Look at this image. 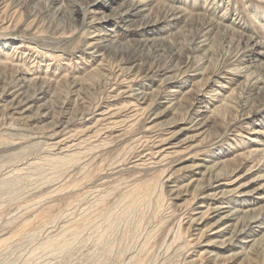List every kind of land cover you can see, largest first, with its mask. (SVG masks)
I'll return each mask as SVG.
<instances>
[{"label": "rangeland", "instance_id": "rangeland-1", "mask_svg": "<svg viewBox=\"0 0 264 264\" xmlns=\"http://www.w3.org/2000/svg\"><path fill=\"white\" fill-rule=\"evenodd\" d=\"M45 1L0 0V87H6L0 94L7 90L38 94L43 87L45 91L40 94L42 99L36 103L34 112L38 115L42 106L48 112L47 117L33 121L18 118L0 95V174L16 167L24 158L23 162H33L32 166L27 169L26 165L23 171H18L17 176L23 180L14 178L20 180L19 184L14 185V190L9 188L22 192L34 185L33 191L19 195L12 196L11 190L3 192L10 195L6 200L0 194V264H70L71 261V264H92L102 260L103 264H188V259L199 258L205 247L196 244L194 238L198 232L194 234L187 224L194 213L191 206L195 205L190 206L193 188L189 186L174 197L170 186L201 182L199 170L202 169L193 168L201 159L211 160L215 156L210 162L226 160L227 163L221 161L224 166L217 171L230 174L236 170L239 183L248 177L240 178L250 167L262 163L264 151L254 155L251 148L264 149V122L256 125L260 114L254 121L247 116L264 106V58L253 59L264 47V28L260 25L264 1L225 0L222 4L220 0H209L213 3L212 10L205 11L177 0H155L151 12L163 20L162 51L148 54L135 44L133 35L110 24L108 31L121 46L99 57L104 52L86 48L89 31L96 27L90 29L85 25L77 32H63L72 29L68 27L69 20L63 29L58 26L61 20L45 11ZM59 1L61 4L64 0ZM73 1L77 0L64 1L68 13ZM177 7L185 11L183 18L166 21ZM221 9L233 17L239 15L246 27L239 28L225 19L219 13ZM135 84L143 86L146 94L143 98L121 96L110 106L118 110V132L113 133L118 137L107 136L104 126H98L82 135V150L78 149L74 156L56 158L60 155L49 151L56 124L64 122L63 125L76 131L92 125L97 118L93 112L110 105L111 94L135 88ZM207 91L211 92L210 97L201 99L199 93ZM171 99L176 105L150 128V118L159 104ZM194 102L199 103L191 109ZM201 104L208 107L198 115L205 125L202 132L183 133L184 144L172 149L170 156L166 153L160 157L162 161L158 164H152L146 149L148 142L173 134L180 127L192 126L191 116L197 115L196 108L201 109ZM256 130L259 132L254 133ZM194 135L198 136L187 141L186 138ZM1 184L0 191L4 188ZM258 210L250 214H261ZM48 226L53 230L45 232ZM49 240H54L55 246L48 247ZM63 241V247L71 243L70 254L60 250ZM39 243L46 247L45 252L35 250ZM255 245L251 251L247 248L249 261L234 257L235 260L223 262L263 264L264 232ZM221 251L223 255L233 252ZM49 252L55 254L54 260L48 257Z\"/></svg>", "mask_w": 264, "mask_h": 264}, {"label": "bare ground", "instance_id": "bare-ground-1", "mask_svg": "<svg viewBox=\"0 0 264 264\" xmlns=\"http://www.w3.org/2000/svg\"><path fill=\"white\" fill-rule=\"evenodd\" d=\"M62 1V0H61ZM65 1V0H64ZM59 3V0H46L45 5L42 7L45 8V11L47 10L51 15H55L57 18L61 20V25L59 24L58 26H65V24L68 23L69 20V25L68 27H72V29L64 30L63 32L65 33H72V32H77V30L81 26L87 25V27H96L92 31H89V36H88V43L86 45V48L91 49L93 52H104L99 56H103V54H108L111 53L113 50H118L117 48L120 47L116 41V37L108 31L107 26L108 25H116L119 26L122 30H124L126 33H129L133 35L136 40L135 44L139 45L143 50H146L148 54L152 53H157L162 51L163 46L162 43H164V39L160 35V32L162 33L164 30V27H161V23L163 20L160 18H157V16H154L153 8L154 4L156 3L155 0H102L101 3H98V0H80V1H73L72 2V10H69V13L65 9V4ZM181 4L185 5H191L194 7H197L200 9H203L205 11L212 10V4H210L209 0H177ZM264 0H260L261 3H263ZM215 2V1H214ZM223 2V3H222ZM226 1L225 0H220V3L224 4ZM180 4V5H181ZM55 6V7H54ZM170 6V4H169ZM97 7V8H94ZM162 9V8H161ZM164 9V8H163ZM216 9V7H215ZM229 9V8H228ZM42 10V9H41ZM44 11V10H43ZM224 10L221 9L219 10V13L224 16V18H228L230 22L238 26L239 28L244 29L246 25L242 24L240 21L241 17L239 15H236L233 17V14L228 15V13ZM92 14L91 16L87 14ZM185 11L183 10L182 7H177L174 11L171 10L169 13V16L166 21L169 22V20H177L179 21L180 19L183 18L185 15ZM44 13V12H43ZM68 13V14H67ZM164 13V12H163ZM42 15V14H41ZM49 15V14H46ZM69 15V16H68ZM45 17V16H44ZM47 17V16H46ZM55 17V18H56ZM196 17V16H195ZM50 18V17H49ZM48 19V18H47ZM247 19V18H246ZM11 20V19H10ZM59 20V21H60ZM89 20V22H88ZM201 20V19H200ZM9 21V20H8ZM247 21V20H246ZM172 22V21H171ZM166 23V22H165ZM176 23V22H175ZM6 24V23H5ZM90 25V26H89ZM259 25V24H258ZM260 25L262 28H264V17L263 21L260 22ZM179 26V25H178ZM257 26V25H256ZM260 27V28H261ZM226 29V27H225ZM224 29V30H225ZM231 29V28H230ZM229 29V30H230ZM88 30V29H87ZM238 30V29H236ZM223 31V30H222ZM233 31V30H232ZM230 32V31H229ZM236 32V31H235ZM245 36V34H244ZM133 37V38H134ZM242 37V35H241ZM247 37V36H246ZM249 37V36H248ZM252 37V36H251ZM231 38V37H230ZM235 38V37H234ZM233 38V39H234ZM240 38V36H239ZM244 38V37H243ZM246 39V38H245ZM244 39V40H245ZM257 39V38H255ZM232 40V39H231ZM236 40V39H235ZM253 40V39H251ZM238 41V40H237ZM254 41V40H253ZM260 41V40H259ZM228 42V41H227ZM234 42V41H233ZM236 43V42H235ZM259 43V42H258ZM22 44V43H21ZM231 44V43H230ZM244 44V43H243ZM224 45V44H223ZM251 45V44H250ZM261 45V43H260ZM236 46V45H235ZM241 46V45H240ZM264 46V44H263ZM255 47V46H254ZM202 48V47H201ZM204 48V47H203ZM261 48V47H260ZM200 49V48H199ZM204 50V49H203ZM202 50V51H203ZM237 50V49H236ZM44 52V51H43ZM173 52V51H172ZM89 53V52H88ZM92 53V52H91ZM167 53V52H166ZM178 53V52H177ZM202 53V52H201ZM230 53V52H229ZM248 54V52H246ZM252 53V52H251ZM255 53V51H254ZM40 54V52H38ZM93 54V53H92ZM238 54V53H237ZM123 55V54H122ZM178 55V54H177ZM191 56V55H190ZM210 56V54H209ZM253 56V55H252ZM94 57V56H93ZM162 57V56H161ZM249 57V56H248ZM247 57V58H248ZM205 58V57H204ZM264 58V47L263 50L257 51L253 57L255 61H263L262 59ZM252 59V60H253ZM168 60V59H167ZM190 60V59H189ZM243 61V59H242ZM224 62V61H223ZM13 63V62H11ZM16 63V62H15ZM169 63V62H168ZM235 63V62H234ZM259 63V62H258ZM1 64V62H0ZM221 65V64H220ZM240 65V64H239ZM250 65V64H249ZM263 65V64H262ZM5 66V63H4ZM8 66V65H7ZM133 66V65H132ZM165 66V65H164ZM204 67V66H203ZM258 67V65H257ZM6 68V67H5ZM264 68V67H263ZM247 69V68H246ZM262 69V68H261ZM12 70V69H11ZM19 71V70H18ZM21 71V70H20ZM28 71V70H27ZM203 71V70H202ZM257 71V70H256ZM259 71V70H258ZM10 72V71H9ZM26 72V71H25ZM24 72V73H25ZM23 73V74H24ZM28 73V72H27ZM236 73V72H235ZM26 74V73H25ZM100 75V74H99ZM116 75V74H115ZM127 75V74H126ZM237 75V74H236ZM15 76V75H14ZM263 76V75H262ZM22 77V76H21ZM250 77V76H249ZM252 77V76H251ZM23 78V77H22ZM132 78V77H131ZM135 78V77H134ZM231 78V77H230ZM262 78V77H261ZM20 79V78H19ZM25 79V78H23ZM114 79V78H113ZM263 79V78H262ZM22 80V79H21ZM34 80V79H33ZM48 81L51 82V79H47ZM86 80V79H85ZM90 80V79H89ZM252 80V79H251ZM27 81V79H25ZM104 81V80H103ZM17 82V79H16ZM83 82V81H82ZM100 82V81H99ZM24 83V82H23ZM30 83V82H29ZM39 83V82H37ZM43 83V82H42ZM41 83V84H42ZM81 83V82H80ZM130 83V82H129ZM231 83V82H230ZM252 83V82H251ZM11 84V83H10ZM22 84V83H21ZM20 84V85H21ZM27 84V83H26ZM31 84V83H30ZM33 84V83H32ZM49 84V83H48ZM131 84V83H130ZM179 84V83H178ZM5 85V84H4ZM7 85V84H6ZM23 85V84H22ZM127 85V84H126ZM132 85V84H131ZM223 85V84H222ZM243 85V84H242ZM256 85V84H255ZM15 86V85H14ZM17 86V85H16ZM40 86V85H39ZM135 88H132L130 90L126 91H120V92H114L116 94H111V99L110 102L111 104L103 105V107L99 108L97 112H93V116H96L97 118L96 121L92 123V125L87 126L84 129L77 130L70 129L69 125H63V123L56 124V129L51 135V143L49 144V151L54 152L55 155H60V157L56 158H70L72 155L80 149L84 143L83 139H81L83 134L90 133L91 129L95 127H102L104 126L105 134L111 138L118 137V135H114L113 133H116L114 131L117 130L118 132V121L116 120L118 117V110L111 108L110 106H113L112 103L116 102L121 96L123 97H133L135 99H141L143 98L146 94H144L143 91V86L135 84ZM2 87V86H1ZM0 87V91H4L6 87L4 86L3 88ZM81 87V86H79ZM242 87V86H241ZM249 87V85H248ZM33 88V87H32ZM47 88V87H46ZM56 88V87H55ZM126 88V87H125ZM171 88V87H170ZM258 88V87H257ZM264 88V87H263ZM25 89V88H24ZM41 89V88H40ZM127 89V88H126ZM61 90V89H60ZM236 90V89H235ZM33 91V90H32ZM45 90L42 89L36 94L30 93L28 91L25 92H20L16 91L14 92L13 90H7L5 93H1L0 95L4 98V101L8 102L5 104V106H8V109L11 111L13 116H16L18 118H25L27 121H33L36 119H40L45 117L48 112L47 110H44L42 106V111L39 110V114L36 115L37 113L34 112L36 110V103L40 101L42 98L40 94H42ZM74 92V91H73ZM169 92V91H168ZM262 92V91H261ZM260 92V93H261ZM197 93V92H196ZM210 91H207L205 94L199 93V96L201 99L205 98V96L210 97ZM215 93V92H214ZM238 93V92H237ZM149 94V93H148ZM156 94V93H155ZM216 95V94H215ZM244 95V94H243ZM232 96V94H231ZM257 96V95H256ZM264 96V95H263ZM148 97V96H147ZM262 97V96H261ZM86 98V97H85ZM161 98V97H160ZM174 98V97H173ZM228 98V97H227ZM263 98V97H262ZM1 99V98H0ZM199 99V98H198ZM242 99V98H241ZM258 99V98H257ZM260 99V98H259ZM258 99V100H259ZM71 100V99H70ZM108 100V99H107ZM200 100V99H199ZM208 100V99H207ZM222 100V99H221ZM236 100V99H235ZM240 100V98H239ZM257 100V101H258ZM146 101V100H145ZM182 101V100H181ZM180 101V102H181ZM224 101V100H223ZM238 101V100H237ZM253 101V100H252ZM46 102V101H45ZM218 102V101H217ZM144 103V102H143ZM184 103V102H183ZM199 102H194L193 107L191 109H194L196 104ZM201 103H204L203 101ZM214 103V102H213ZM224 103V102H223ZM227 103V102H226ZM264 103V101H263ZM142 104V103H141ZM172 106H168V105ZM180 104V103H179ZM240 104V103H239ZM253 104V103H252ZM255 104V101H254ZM42 105V104H41ZM40 105V106H41ZM166 105V106H165ZM176 104L174 103V100H169V102H161L159 104V108L156 109L154 115L150 118V128L155 127L156 121L160 119L164 114L168 115L167 112L174 107ZM259 105V103H258ZM3 106V105H2ZM137 106V105H136ZM160 106L162 108H160ZM199 106V105H198ZM119 107V106H118ZM178 107V106H177ZM221 107V106H220ZM230 107V106H229ZM243 107V106H242ZM252 107V106H251ZM181 108V106H180ZM201 109L196 108V113L197 115L191 116L193 121L191 122L192 126L181 128L178 131H174L175 133L170 134L165 136L164 138L161 137H156L153 140H150L148 142V145L146 146L148 149V155L151 159L152 164H158L161 162L162 156H164L170 153H172V149L178 148L181 144H184L185 139H182V134L189 131L193 132H202V129L204 128V123L202 118H200L198 115L202 114L204 111L207 110V106H203L201 104L200 106ZM224 108V107H223ZM226 108V107H225ZM183 109V108H182ZM189 109V108H188ZM210 109V108H209ZM241 109V108H240ZM217 110V109H216ZM242 110V109H241ZM253 110V109H252ZM37 111V110H36ZM158 111V112H157ZM264 111V106L262 109H258L257 111L250 112L248 113V118L253 119L256 117V115L260 114L257 120L259 121L256 123L257 126L261 125V122H264V115H262ZM35 114H32V113ZM41 112V113H40ZM139 112V111H138ZM179 112V111H177ZM228 112V111H227ZM235 112V111H234ZM243 112V111H242ZM193 113V112H192ZM208 113V112H207ZM10 114V113H9ZM87 115V114H86ZM91 115V114H89ZM143 115V114H142ZM204 115V114H203ZM231 115V114H230ZM48 116V115H47ZM46 116V117H47ZM92 117V116H91ZM223 117V116H222ZM241 117V115H240ZM239 117V118H240ZM246 117V118H247ZM2 118V117H1ZM36 118V119H35ZM68 118V117H67ZM228 118V117H227ZM85 119V118H84ZM139 119V118H138ZM210 119V118H209ZM58 120V119H57ZM56 121V120H55ZM87 121V120H86ZM173 121V120H172ZM206 121V120H205ZM225 121V120H224ZM254 121V119H253ZM58 122V121H57ZM66 122V119H65ZM214 122V121H213ZM220 122V121H219ZM53 123V124H54ZM236 123V122H235ZM163 124V123H162ZM216 124V123H215ZM264 124V123H263ZM24 125V124H23ZM166 125V124H164ZM251 125V124H250ZM211 126V125H210ZM232 127V126H231ZM207 128V127H206ZM166 129V128H165ZM205 130V129H204ZM207 130V129H206ZM210 130V129H209ZM254 130V129H253ZM100 131V128H99ZM259 131L256 130L254 133H258ZM103 133V134H104ZM204 134V133H203ZM36 135V134H35ZM159 135V134H158ZM191 135V134H190ZM209 135V134H208ZM84 136V135H83ZM194 135L193 137L186 138L188 140H192L195 138ZM188 137V136H187ZM151 138V137H150ZM185 138V137H184ZM203 138V137H202ZM205 138V137H204ZM255 138V137H254ZM146 140V139H145ZM197 140V139H195ZM255 140V139H253ZM91 141V140H90ZM144 141V140H143ZM145 142V141H144ZM257 142V141H253ZM47 143V142H45ZM93 143V142H91ZM140 144V143H139ZM93 145V144H92ZM189 146V145H188ZM92 148V147H91ZM99 148V147H98ZM185 149V148H184ZM82 150V148H81ZM84 150V149H83ZM182 151V149H181ZM251 153L256 155L260 153L261 151H264V149L260 147H252L251 148ZM84 153V151H83ZM53 154V155H54ZM245 154V153H244ZM145 155V154H144ZM263 155V154H262ZM246 156V155H245ZM17 157V156H16ZM215 157V156H214ZM212 157L211 160L214 158ZM241 157V156H240ZM257 157V156H256ZM263 157V156H262ZM261 157V158H262ZM260 158V157H259ZM163 159V158H162ZM210 159V158H209ZM28 160V159H27ZM161 160V161H160ZM211 160L207 159H201L197 161V163L194 165V169H202L199 170L201 171L202 179L201 182L197 184H191L188 182V184L184 185V183L177 184L170 186L171 191L170 193L174 196L177 197L179 196L182 192L185 190H188L187 187H192L193 188V197L190 199L191 204H194V206H191L193 208L194 213H192V216L189 217L187 224L189 229L194 232H198L196 235L198 236L197 238L195 237L196 244H200L205 247L204 251L202 252L199 256V258H192L188 259V264H222L224 263L223 261L227 262L226 260H231L234 257H245V259L250 260V254H247V248L250 250L255 249V244L260 241V235L262 232H264V224L262 222L264 216L260 217L261 215H264V157L263 161L260 164L253 165L252 167L249 168V170L243 174L240 178H247L242 179L241 182L239 183V177H236V170L233 171L230 174H226L221 171H217V169H220L224 166V163H221V161H216V162H210ZM220 160V159H219ZM242 160V158H241ZM255 160V159H254ZM253 160V161H254ZM257 160V159H256ZM12 161V160H11ZM18 161V160H17ZM24 158L16 164L22 165V167L18 168L17 166L14 168L9 169L8 171L6 170L5 173H3L0 177V183L4 187L3 190L0 191L1 197L3 192L6 194L7 190H11L16 185L21 179L20 177L17 176L18 171H23L27 165L32 166L31 164L33 163H28L27 161L23 162ZM226 161V160H224ZM223 161V162H224ZM10 162V160H9ZM209 162V163H208ZM242 162V161H241ZM246 162V161H245ZM15 163V162H13ZM211 163V164H210ZM227 163V161H226ZM244 163V162H243ZM4 164V163H3ZM7 164V163H6ZM11 164V163H10ZM253 164V163H252ZM251 164V165H252ZM10 166V165H9ZM5 168V167H4ZM239 168V167H238ZM8 169V168H7ZM229 169V168H228ZM241 169V168H239ZM238 169V170H239ZM1 170V169H0ZM30 170V169H29ZM34 170V169H33ZM234 170V169H233ZM2 171V170H1ZM27 171V170H26ZM25 171V172H26ZM198 171V172H199ZM259 171V172H258ZM24 172V173H25ZM256 172L251 175V173ZM21 175V174H20ZM23 175V174H22ZM20 178V180H16L14 178ZM25 178V177H23ZM27 178V177H26ZM162 179V178H161ZM12 180H16L17 182H14ZM27 180V179H26ZM25 180V181H26ZM29 180V179H28ZM171 179H167L166 181L169 182ZM194 181H199L198 179ZM28 182V181H27ZM26 183V182H25ZM32 183V182H30ZM173 183V182H172ZM239 183V184H238ZM19 184V183H18ZM169 184V183H168ZM238 184V185H237ZM30 185V184H29ZM32 185V184H31ZM30 185V186H31ZM181 185V186H180ZM28 186L27 188L23 189V193L25 192H30L34 190V185L32 187ZM1 187V186H0ZM11 189H10V188ZM36 187V186H35ZM8 188V189H7ZM185 188V189H184ZM20 189V188H19ZM22 189V187H21ZM170 189V188H169ZM184 189V190H182ZM14 190V189H13ZM12 191V190H11ZM10 192V191H9ZM13 192V191H12ZM21 191L15 190L13 194L17 195ZM21 192V193H22ZM8 193V192H7ZM3 194V195H4ZM20 194V193H19ZM18 194V195H19ZM24 195V194H23ZM4 199L7 198L8 196L4 195ZM25 196V195H24ZM0 197V198H1ZM17 197V196H16ZM21 198L23 196H20ZM180 198V197H179ZM12 199V198H11ZM14 199V198H13ZM19 199V198H18ZM17 199V200H18ZM176 199V198H175ZM2 200V199H1ZM6 200V199H5ZM194 200H196V203H194ZM15 201V199H14ZM13 202V200H12ZM210 202V203H208ZM5 203V202H4ZM4 203H1L2 205ZM191 209V208H190ZM259 209L258 211L261 210V214L254 216V214H250L253 210ZM254 213V212H253ZM187 219V218H186ZM186 226V225H185ZM203 227V228H202ZM53 230L52 226H48L46 228L45 232H50ZM37 234V233H36ZM42 234V233H41ZM195 234V233H194ZM51 235V234H50ZM40 236V235H39ZM48 236V235H47ZM49 237V236H48ZM47 237V238H48ZM30 238V237H29ZM34 239V238H33ZM62 239V238H61ZM193 239V240H194ZM31 240V238H30ZM50 241V240H49ZM47 241V246L52 247L55 246L56 242L53 240L50 241V244L48 245ZM262 241V240H261ZM32 242V241H31ZM34 242V241H33ZM45 242V241H44ZM42 244L43 241L41 242ZM63 242H61V249L62 252L66 251L65 253H69L71 243L67 244L65 247L62 245ZM83 243V242H82ZM81 243V244H82ZM85 243V242H84ZM39 243L38 246L42 245ZM73 244V243H72ZM80 244V245H81ZM32 245V243H31ZM76 245V244H75ZM74 245V246H75ZM83 245V244H82ZM81 245V246H82ZM260 245V243H259ZM24 246V245H23ZM37 246V245H36ZM35 246V247H36ZM263 246V245H261ZM20 248V247H19ZM46 247L40 246L38 248H35L41 251L45 252L44 250ZM55 248V247H54ZM78 248V247H77ZM80 248V247H79ZM218 249V250H215ZM48 249V248H47ZM101 249V248H100ZM52 250V249H51ZM104 250V249H102ZM229 251L233 250L232 255L227 254L223 255L221 254L222 251ZM250 250V251H251ZM260 250V249H259ZM72 251V249H71ZM99 251V250H98ZM261 251H263L261 249ZM76 252V251H75ZM74 254L76 255V253ZM83 252V251H82ZM88 252V251H87ZM90 252V251H89ZM97 252V251H95ZM101 252V251H100ZM201 252V251H200ZM260 252V251H258ZM80 253V252H78ZM77 253V254H78ZM253 252H251L252 254ZM256 253V252H255ZM264 253V251H263ZM10 254V253H9ZM12 254V252H11ZM22 254V253H21ZM39 254V253H38ZM43 254V253H42ZM51 253L49 252L48 257H50L52 260L55 259L54 255H50ZM63 254V253H62ZM70 254V253H69ZM86 254V253H83ZM81 255V254H80ZM95 255V254H94ZM101 255V254H100ZM191 255V254H190ZM207 255V256H206ZM255 255V254H254ZM46 256V255H45ZM74 256V255H73ZM82 256V255H81ZM93 256V255H92ZM72 258L71 256H69ZM68 257V258H69ZM79 257V256H78ZM96 257V256H95ZM104 257V256H103ZM198 257V256H197ZM257 257V255H256ZM264 257V255H263ZM36 258V257H35ZM49 258V259H50ZM62 258V257H61ZM84 258V257H83ZM97 258V257H96ZM100 258V257H99ZM37 259V258H36ZM82 259V258H81ZM92 259V258H91ZM34 260V259H33ZM47 260V259H46ZM44 260V261H46ZM57 260V259H56ZM66 260V259H65ZM72 260V259H71ZM74 260V259H73ZM77 260V259H75ZM79 260V258H78ZM84 260V259H83ZM88 260V259H86ZM235 260V259H234ZM36 261V260H35ZM41 261V260H40ZM59 261V260H58ZM67 261V260H66ZM80 261V260H79ZM77 261V262H79ZM82 261V260H81ZM80 261V262H81ZM89 261V260H88ZM98 261V260H97ZM103 261V260H102ZM101 261V262H102ZM50 262V261H49ZM62 262V260H61ZM86 262V261H85ZM101 262H96L92 264H103ZM41 263V262H40ZM59 263V262H58ZM72 263V261H71ZM70 263V264H71ZM84 263V262H83ZM89 263V262H88ZM87 263V264H88ZM39 264V263H38ZM45 264V263H44ZM48 264V263H47ZM51 264V263H50ZM57 264V263H56ZM65 264V262L63 263ZM67 264V263H66ZM82 264V263H81ZM86 264V263H85ZM186 264V263H185ZM225 264V263H224ZM247 264V263H246ZM249 264V262H248ZM264 264V261H263Z\"/></svg>", "mask_w": 264, "mask_h": 264}]
</instances>
